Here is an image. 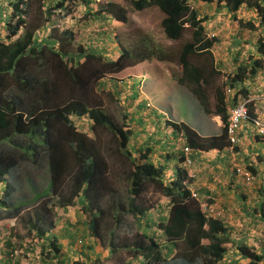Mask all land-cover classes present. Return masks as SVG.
I'll return each mask as SVG.
<instances>
[{
    "label": "trees",
    "instance_id": "1",
    "mask_svg": "<svg viewBox=\"0 0 264 264\" xmlns=\"http://www.w3.org/2000/svg\"><path fill=\"white\" fill-rule=\"evenodd\" d=\"M48 1H43L42 6L47 9L42 13L49 20L57 8L64 6L65 0H58L51 7ZM224 5L232 12L245 5L255 15L245 21L239 19L238 23L255 36L258 59L250 56V60H240L236 55L222 86L218 87L209 78L220 74L222 66L220 62L215 64L210 49L220 38L206 36L203 25L206 16H199L189 0H130L131 12L155 6L163 13L160 23L165 37L182 41L177 53L143 34L138 40L127 42L128 46L118 38L119 50L110 58L82 44L78 53L72 54L74 34L70 28L51 35L48 42L34 43L39 27L27 20L29 0H6L0 4L6 12L0 19V221L14 218L27 227V233L19 235L18 241L24 256L41 264H100L103 255L100 247H107L109 253L128 252L127 260L121 264L236 263L233 259L230 263L225 261L229 256L227 244H233L229 226L206 218L202 211V203L209 205L213 201L201 194L200 187L195 186L198 195L195 198L184 186L188 176L182 166L185 156L175 143L182 131L190 148L189 167L194 166L195 151L214 148L222 149V159L231 165L225 153L228 145L225 99L235 106L239 95L247 98L249 91L238 90V86L264 68V35L255 32L264 27V0H224ZM127 13L122 5L111 1L101 5L97 12L122 23L127 22ZM187 28L191 30V38L184 41ZM106 33L101 31V39ZM200 54L210 55L209 59L196 58ZM176 56L178 72L173 73L172 80L189 88L205 114L220 116L221 132L204 136L202 130L198 132L181 122L172 124L173 140H168L165 146L146 143L144 147H129L136 126L143 125V117L137 119L130 114L131 124L119 125L101 102L93 98V85L98 82L99 87L105 75L132 70V66L145 60L172 61ZM119 87L120 83L117 93ZM259 103L248 104V111L253 119L263 120V113H255ZM152 112L154 119L150 124L159 127L155 122L161 113ZM83 116L91 122L86 130L74 120ZM163 119L169 122L165 116ZM134 120L137 123L132 127ZM246 121L254 125L253 120ZM240 126L233 147L236 154L233 177L251 187L256 170L238 159ZM99 129L94 138L87 134ZM253 129L255 135L264 136L255 126ZM101 132L109 136L108 142L105 141L108 146L100 144ZM157 148L163 151L155 158ZM131 149L139 155L136 157ZM172 159L173 169L168 164ZM237 167L253 176L251 184L244 183ZM40 170L44 171L38 176ZM167 170L173 175L169 180L164 177ZM149 192L167 199L166 212L162 213L160 203L150 202ZM236 245L240 256L246 259L245 264H264V248L256 251L252 244ZM6 254L7 250L0 248V264H23L13 251L9 256Z\"/></svg>",
    "mask_w": 264,
    "mask_h": 264
},
{
    "label": "rangeland",
    "instance_id": "2",
    "mask_svg": "<svg viewBox=\"0 0 264 264\" xmlns=\"http://www.w3.org/2000/svg\"><path fill=\"white\" fill-rule=\"evenodd\" d=\"M43 1L44 0H29L30 8L27 20L30 24L39 27V32L35 33L34 43L42 44L45 41L48 42V38L51 35L54 36V34L59 33L63 28H70L74 34L70 47L72 54L78 53V46L82 44L84 48H95L96 51L104 57L110 58L119 50L116 43L118 38L128 46L127 42L130 40H138L139 36L143 37V34L145 37L149 36L152 38L155 44L163 45L173 50L175 53L178 52L181 46L182 41L170 40L163 34L160 23L163 18V13L155 6L134 13L129 11L130 0H65L64 6L62 8H57L48 20V18L46 19V14L42 13L47 9L46 6H42ZM57 1L58 0H49L48 6H53ZM110 1L119 3L128 10L127 22L122 23L109 20L104 17L105 15L101 16L97 14L98 10H100V6ZM5 3L6 0H0V4ZM190 4L198 8L202 16L207 15L209 17L207 24L209 23V27L212 30L217 32L221 28V30L218 31L221 40L220 46L219 48H213L211 51L213 59L221 63L222 67H219L221 73L212 75L209 80L212 82L214 81V84L218 87L222 86V82L226 77L225 74L231 69L233 58L236 55H239L240 60H250V56H253L252 52H254L255 36L248 31L243 32V28H241L242 32H240L239 28H237V20L232 19V16L223 9L220 3H217V0L210 5L204 4V2L199 0H190ZM4 14H6V12L0 8V19ZM216 16L218 20H215ZM237 16L242 18V20H247L248 18H253L255 15L250 14L247 8H242ZM256 23H258V21ZM101 31L107 32L106 35H104L105 33L103 34L104 37L102 39V35L100 34ZM260 31L264 35L263 27H258V29L255 30L257 33ZM190 38L191 30L187 28L184 31L183 40H189ZM209 56L208 54H200L197 55L196 58L205 61L209 59ZM131 69L132 70L126 72L120 71L118 73L107 74L104 77L109 80L102 78L99 87L98 82L93 85V98L101 102L103 109L110 113L119 125H126L129 122L131 124L128 116L130 114H135L137 119L143 117V125L136 126L135 133L130 138L129 147L137 148L139 145L144 147L146 143H154L155 140H158V142L162 140V144L165 146L168 140H173L171 137V131H173L171 124H180L182 122L191 125L201 122L200 117L196 116V114H198L199 111H203L198 102L193 103L187 99V95L188 98L191 97L189 88L186 85L175 83L174 80H172L171 76L173 73L178 72L177 56L176 59L172 61L145 60L132 66ZM119 83V93H117L118 91L116 90ZM140 104L143 105L142 108H139ZM197 104L199 107L195 108ZM211 108H214L213 101ZM152 110H156L163 114L158 116L155 122L159 127L150 124L151 120L154 119ZM124 115H126V117H124ZM164 116L169 122L166 123L164 121ZM206 116L209 119H207L208 123L212 122L213 116L211 117L207 114ZM74 120L77 124H80L81 128L84 130L89 128L91 123L86 116L83 118H75ZM136 123V120L132 121V127L135 126ZM100 131L101 129H99V131L96 130V133H93L92 130L86 132L94 138ZM101 133L102 137L100 144L102 146H108L106 142H108L109 136H106L105 132ZM173 138L175 139V136ZM177 140L178 138L176 137L175 143L177 147H179ZM162 151L163 150H159L158 148L155 149L154 157L158 158V154ZM167 151L170 152L171 148L167 149ZM131 152L132 154L134 153L136 157L139 155L134 149H131ZM168 164L172 169L174 168L172 166L174 164L173 159ZM191 170H194L198 174L195 168H191ZM43 171L44 170H40L37 175H42ZM171 173L170 170H167L164 175L165 180H169L173 177ZM148 196H150V202L152 201L162 205V213L166 212V204L168 201L165 197L150 192ZM132 220L130 216L129 221L132 222ZM252 221L254 224L257 223L254 220ZM259 224H261L263 228L261 232H264V222L262 224L260 221ZM124 228L125 226H123L121 230ZM26 233L27 227L22 221L14 218L3 220L0 222V248H5L7 250L6 256L13 251L15 255L21 258L23 264H41L37 259L33 260L28 256H24L21 253V249L18 247L19 235ZM6 239L12 241V243H6ZM236 244L237 241L233 240V246L231 248L236 247ZM227 246H230V243L227 244ZM100 249L103 251V255L99 260L100 264H121L124 260H127V256L129 255L128 252L123 250L117 253H109L107 247H100ZM230 257L236 261L235 264L246 263V261L239 262L238 259L234 258V255ZM231 258L227 257L225 261L227 260V262L230 263V260H232Z\"/></svg>",
    "mask_w": 264,
    "mask_h": 264
},
{
    "label": "crops",
    "instance_id": "3",
    "mask_svg": "<svg viewBox=\"0 0 264 264\" xmlns=\"http://www.w3.org/2000/svg\"><path fill=\"white\" fill-rule=\"evenodd\" d=\"M256 53L254 49L252 52L254 59H258ZM242 86L243 84H240L237 89H241ZM245 87L251 94L264 95V68L259 69L243 88ZM187 99L194 102L192 96L188 98L187 95ZM198 116L201 122L190 126L196 128L198 132L202 130V135H218L221 132L223 124L219 115H209L213 116L212 122L209 123L204 112L199 111ZM261 117L264 121V113ZM240 125V156L238 159L240 163L244 161L247 165L255 168L254 184L251 187H245L236 179V176L233 177L232 166L228 160L222 159L224 152L218 148L195 151L194 168L198 171L196 184L201 188V194L209 197L213 201L212 204H215L226 214L227 222L225 224L229 226L231 238L237 243L255 245L257 249L255 250L260 251L264 248V232H261L263 228L259 224L260 221L262 224L264 222V217H262L264 211V136L255 135L253 125L246 120L242 121ZM154 142L157 143L151 144L158 147L163 145L162 140ZM252 220L258 224H254ZM232 246L231 243L230 246H227L229 249L228 258L234 255V258L239 262L246 261L240 256L236 247L231 248Z\"/></svg>",
    "mask_w": 264,
    "mask_h": 264
},
{
    "label": "built area",
    "instance_id": "4",
    "mask_svg": "<svg viewBox=\"0 0 264 264\" xmlns=\"http://www.w3.org/2000/svg\"><path fill=\"white\" fill-rule=\"evenodd\" d=\"M256 81H258V79L256 78ZM226 92H228V89H226ZM258 99V101L260 102L258 106V104L255 107V113L260 115L262 113H264V95H261L260 97L255 98V96H248L247 98H241L239 97L238 103L235 106H231L229 104V100L228 98H226V102H227V108H228V112H227V122H226V133H227V140H228V145L225 147V152L229 155V159L230 161H232L233 163L235 162L236 158V154L234 153V145L236 144V142L238 141V137L236 135L237 130L239 129V126L241 124V122L243 120H253L254 125L256 127V130L260 133L264 134V121L260 120V119H253L251 117V115L249 114L248 111V104L250 105V103L253 100ZM179 139L181 141H183V136L180 135ZM182 151L184 152V162L182 163V166L186 169H188V167L190 166V161L188 159L189 156V152H190V148L183 143L182 145ZM236 163H234V166ZM190 171V169H188ZM237 170L239 172V175L242 176V178L244 179V183L245 184H251L252 181L254 180L253 176L244 171L242 168L237 167ZM194 174H189V177H194ZM184 185L190 189L191 191V195L195 198L198 197L197 195V191L195 189V184L193 182H191L189 179H186L184 182ZM202 207V211L204 212L206 217H211V218H215V219H221L223 218V213L221 212V210L210 206V205H206L205 203H202L201 205Z\"/></svg>",
    "mask_w": 264,
    "mask_h": 264
},
{
    "label": "clouds",
    "instance_id": "5",
    "mask_svg": "<svg viewBox=\"0 0 264 264\" xmlns=\"http://www.w3.org/2000/svg\"><path fill=\"white\" fill-rule=\"evenodd\" d=\"M199 1H201V0H199ZM214 1H216V0H214ZM213 1V2H214ZM201 2H204V1H201ZM189 3H190V0H189ZM212 3V2H211ZM210 2L209 3H207V2H204V4H207V5H210L211 4ZM217 3L219 4L220 3V5H222V7H223V9L227 12V13H229L232 17V19H236L237 20V22H238V20L239 19H242V18H239L238 16H237V14H238V12L242 9V8H244V9H246V6L245 5H242V6H240L238 9H237V11L236 12H232V11H229L228 10V8L227 7H225V5H224V0H217ZM191 5V4H190ZM193 7V6H192ZM195 8V7H194ZM197 10H198V12H199V16H202V14H201V12L199 11V9L198 8H196ZM251 14V13H250ZM253 15V14H252ZM203 16H206V20H204L203 21V25H204V27H205V32H206V36L207 37H213V36H217V37H219L220 38V35L218 34L219 32V30H221V28L217 31V32H215L214 30H212L210 27H209V23L207 24V22H208V20H209V17L207 16V15H203ZM202 16V17H203ZM256 18V17H255ZM215 20H218V18H217V16L215 17ZM243 21H245V20H243ZM212 22V21H211ZM216 22V21H215ZM239 24V23H238ZM237 24V28H239V30H240V32H242L241 31V27H240V25H238ZM263 27V26H262ZM264 28V27H263ZM208 29V30H207ZM244 29V28H243ZM245 31H248L249 32V30H247V29H244V31L243 32H245ZM221 41V40H220ZM220 41H218V42H216L212 47H211V49H210V52L212 51V49L213 48H219V46H220ZM214 61H215V64H217V62H216V59H214ZM256 79V78H255ZM246 81V80H245ZM248 81V80H247ZM247 81L246 82H244V84H243V86H242V88L244 87V86H246V83H247ZM241 88V89H242ZM227 89V88H226ZM226 89H224V91H225V93H226V95H228V92H226ZM241 89H238V90H241ZM245 89H247L246 87H245ZM248 90V89H247ZM190 94V93H189ZM191 95V94H190ZM250 95H252V96H255V98H257V97H260L261 95H259V94H256V93H250L249 92V95L248 96H250ZM192 96V95H191ZM193 97V96H192ZM239 97H243L242 95H239ZM227 98V97H226ZM244 98V97H243ZM188 100H190V99H188ZM226 100V99H225ZM254 101H258V99H256V100H253L252 102H254ZM198 101L196 100V99H194V102L193 103H197ZM198 104H199V102H198ZM196 105L195 106V108L196 107H199V105ZM226 108H227V105H226ZM194 109V108H193ZM202 109V108H201ZM227 112H228V108H227ZM196 116H198V114H196ZM84 117V116H83ZM83 117H80V118H83ZM87 117V116H86ZM166 120H168V119H166ZM169 121V120H168ZM244 121V120H243ZM186 124V123H185ZM223 124V123H222ZM186 125H188V126H190L189 124H186ZM171 126H172V124H171ZM191 127V126H190ZM223 127V126H222ZM191 128H193V127H191ZM194 129V128H193ZM195 130L197 131V129L195 128ZM180 135H182L183 136V141H181L180 139H179V136ZM177 138H178V140H177V143H178V145H179V148H180V150H182V145H183V143H185L186 142V139H185V136H184V134H183V132L181 131L179 134H178V136H177ZM226 153V152H225ZM231 163V166H233V162L231 161L230 162ZM236 165V164H235ZM191 168H194V166L193 167H188V169H190V171L187 169V171H188V173H187V178L186 179H190L191 178V182H193L195 185H196V187H198L197 186V184H196V178H197V173L194 171V170H191ZM189 174H194L195 176L194 177H189ZM185 186V185H184ZM210 206H213V207H215V208H217V209H219V210H221L220 208H218L217 206H215V204H209ZM221 212L223 213V218H221V219H217V220H220L221 222H223V223H225V222H227V219H226V214L221 210ZM204 213V212H203ZM205 215V214H204ZM206 217V216H205ZM206 218H208V217H206ZM209 218H211V217H209ZM215 219V218H214ZM226 225V224H225ZM227 226V225H226Z\"/></svg>",
    "mask_w": 264,
    "mask_h": 264
}]
</instances>
